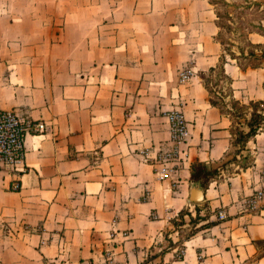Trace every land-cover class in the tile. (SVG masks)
<instances>
[{
    "label": "crops",
    "instance_id": "1",
    "mask_svg": "<svg viewBox=\"0 0 264 264\" xmlns=\"http://www.w3.org/2000/svg\"><path fill=\"white\" fill-rule=\"evenodd\" d=\"M219 32L210 0H0V108L47 125L26 135L22 170L0 163V264H264V129L240 171L190 178L236 146L235 116L200 75L220 61ZM234 59L247 130L264 67Z\"/></svg>",
    "mask_w": 264,
    "mask_h": 264
},
{
    "label": "rangeland",
    "instance_id": "2",
    "mask_svg": "<svg viewBox=\"0 0 264 264\" xmlns=\"http://www.w3.org/2000/svg\"><path fill=\"white\" fill-rule=\"evenodd\" d=\"M213 1L219 14L220 32L218 38L223 42V50L226 55L231 57V53H234L237 56L236 60L242 64H264V59L260 57L264 51V0ZM252 53L257 54V56L250 55ZM206 73L213 98L222 103L226 100L230 106L231 99L228 95H230L231 89L226 77L218 68L212 73ZM260 77L261 75L258 73L254 76V78ZM225 105L223 104V107L227 109ZM250 109L246 107L242 110L248 111ZM238 119L235 117V126L238 125ZM236 150L237 145L233 146L228 154L227 159L230 158L231 161L224 168L226 173L240 171L245 162L252 160V152L238 153Z\"/></svg>",
    "mask_w": 264,
    "mask_h": 264
},
{
    "label": "built area",
    "instance_id": "3",
    "mask_svg": "<svg viewBox=\"0 0 264 264\" xmlns=\"http://www.w3.org/2000/svg\"><path fill=\"white\" fill-rule=\"evenodd\" d=\"M195 74L191 66H185L180 70V80L182 82L190 80ZM173 125L174 137L183 138L187 132L186 120L182 112L175 110L170 113ZM46 123L42 120L32 119L20 114L14 108H0V163L10 165L13 169L22 170V163L26 154V135L29 132H39L46 129ZM264 171V168H263ZM20 183L14 182L12 188H19ZM263 192L258 191L246 201V207L256 209L258 202L262 198ZM219 217H225L224 211H219ZM184 249L180 248L177 255L182 256ZM67 264V263H61ZM80 264H90L83 261Z\"/></svg>",
    "mask_w": 264,
    "mask_h": 264
},
{
    "label": "trees",
    "instance_id": "4",
    "mask_svg": "<svg viewBox=\"0 0 264 264\" xmlns=\"http://www.w3.org/2000/svg\"><path fill=\"white\" fill-rule=\"evenodd\" d=\"M212 3H214L213 0H210ZM218 14V12H217ZM219 15V14H218ZM223 43V42H222ZM250 55H254L257 56V54L252 53ZM231 57L232 58H237V56L234 53H231ZM260 57H262L264 59V51L262 52V54L260 55ZM228 56L226 55V53L223 51L221 57H220V61L217 65V67H211L209 69V73H212L213 71L216 70V68L219 69L220 72H222V75H224L227 79V82L229 83V87L231 89L230 94H232V78L230 77V75H228V73H226L225 70V62L227 61ZM238 64L242 67V68H246L249 65L252 66H263L264 64L262 63H255V64H242L241 62H239L238 60ZM206 72L202 71L200 72L201 77L203 78V80L205 81V85L208 88V90L210 91V100L213 104L219 106L224 112H228L230 113L232 116H235L237 118H239L237 120L238 125L234 126V140L232 141V143L234 145H237V152L238 153H242L243 151H247L249 152L250 149L247 147V142L250 139V137L255 136L259 131L264 129V100L261 101H252L251 105L253 107V110L251 112V116L250 118L246 121V125L248 126V129L246 130L245 128H243L242 126V122L240 120V117L242 116L243 113H245V111H243L242 109L247 107L246 104H240L238 102V100L236 99H231V105L229 106V103L225 100V97H223V99L225 100V102H219L217 99H214L211 93V86L208 82L207 76H206ZM264 84V83H263ZM223 104H226V108L224 109ZM228 104V105H227ZM236 152V153H237ZM230 153V152H229ZM231 161L230 158H228L227 160L221 162L219 165H210L205 161L196 159L192 162L191 164V175L190 178L192 179V181H198L201 183V185L203 187H207L208 184L214 180L220 173V169L221 168H225V166L228 165V163ZM251 161H247L245 162L242 167H246L247 165H249ZM186 213V211L182 210L180 211V214L183 216V214Z\"/></svg>",
    "mask_w": 264,
    "mask_h": 264
},
{
    "label": "water",
    "instance_id": "5",
    "mask_svg": "<svg viewBox=\"0 0 264 264\" xmlns=\"http://www.w3.org/2000/svg\"><path fill=\"white\" fill-rule=\"evenodd\" d=\"M190 193V198L193 201H201L204 198V190L202 188L194 186L191 188Z\"/></svg>",
    "mask_w": 264,
    "mask_h": 264
}]
</instances>
